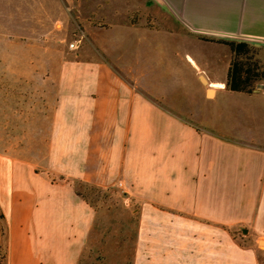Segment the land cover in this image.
<instances>
[{
  "label": "crops",
  "instance_id": "crops-1",
  "mask_svg": "<svg viewBox=\"0 0 264 264\" xmlns=\"http://www.w3.org/2000/svg\"><path fill=\"white\" fill-rule=\"evenodd\" d=\"M143 9L158 26L111 25L91 36L98 54L55 70L48 134L28 119L27 146L0 148L1 264H78L97 217L80 183L141 205L154 262L264 264V81L229 91L216 41L264 45V0Z\"/></svg>",
  "mask_w": 264,
  "mask_h": 264
},
{
  "label": "rangeland",
  "instance_id": "rangeland-1",
  "mask_svg": "<svg viewBox=\"0 0 264 264\" xmlns=\"http://www.w3.org/2000/svg\"><path fill=\"white\" fill-rule=\"evenodd\" d=\"M144 3L145 0H0V148L21 149L26 145L28 119L36 122L38 133L41 118V130L48 134L55 106V70L81 52L98 54L92 35L128 20L142 19L148 26L157 25L152 14L143 9ZM159 16L162 20L163 14ZM247 43L249 63L264 66V45ZM39 84L45 86L40 94ZM30 130H34L33 124ZM46 137L48 140L49 135ZM76 187L97 211L78 264H174L173 256L169 261L164 258L163 262H154L157 252L152 243L156 237L150 235L151 221L140 219L141 205L133 198L120 188L81 183ZM178 240L182 235L162 236L159 242Z\"/></svg>",
  "mask_w": 264,
  "mask_h": 264
},
{
  "label": "trees",
  "instance_id": "trees-1",
  "mask_svg": "<svg viewBox=\"0 0 264 264\" xmlns=\"http://www.w3.org/2000/svg\"><path fill=\"white\" fill-rule=\"evenodd\" d=\"M217 42L228 46L232 53L227 74V89L232 92L252 93L256 84L264 81V66L249 63V44L232 39H219ZM2 259L3 253H0V264Z\"/></svg>",
  "mask_w": 264,
  "mask_h": 264
},
{
  "label": "bare ground",
  "instance_id": "bare-ground-1",
  "mask_svg": "<svg viewBox=\"0 0 264 264\" xmlns=\"http://www.w3.org/2000/svg\"><path fill=\"white\" fill-rule=\"evenodd\" d=\"M202 80L205 81L203 78H202ZM209 93H211V91ZM209 93H208V95H209Z\"/></svg>",
  "mask_w": 264,
  "mask_h": 264
},
{
  "label": "water",
  "instance_id": "water-1",
  "mask_svg": "<svg viewBox=\"0 0 264 264\" xmlns=\"http://www.w3.org/2000/svg\"><path fill=\"white\" fill-rule=\"evenodd\" d=\"M210 91H208V93H209Z\"/></svg>",
  "mask_w": 264,
  "mask_h": 264
}]
</instances>
